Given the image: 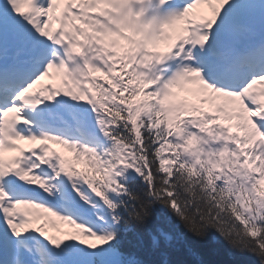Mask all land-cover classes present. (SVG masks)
<instances>
[{
    "label": "snow or ice",
    "instance_id": "obj_1",
    "mask_svg": "<svg viewBox=\"0 0 264 264\" xmlns=\"http://www.w3.org/2000/svg\"><path fill=\"white\" fill-rule=\"evenodd\" d=\"M221 253L264 264V0H0V264Z\"/></svg>",
    "mask_w": 264,
    "mask_h": 264
},
{
    "label": "trees",
    "instance_id": "obj_2",
    "mask_svg": "<svg viewBox=\"0 0 264 264\" xmlns=\"http://www.w3.org/2000/svg\"><path fill=\"white\" fill-rule=\"evenodd\" d=\"M209 251L211 250V245L208 246ZM214 259L221 260L223 264H232L233 258L229 257L226 253H221L219 256L213 257Z\"/></svg>",
    "mask_w": 264,
    "mask_h": 264
}]
</instances>
